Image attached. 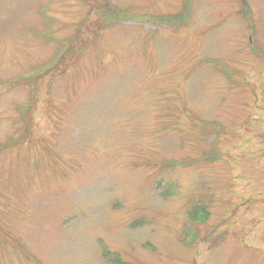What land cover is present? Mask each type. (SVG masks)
<instances>
[{"label":"rangeland","instance_id":"1","mask_svg":"<svg viewBox=\"0 0 264 264\" xmlns=\"http://www.w3.org/2000/svg\"><path fill=\"white\" fill-rule=\"evenodd\" d=\"M254 65L264 0H0V264H264Z\"/></svg>","mask_w":264,"mask_h":264},{"label":"flooded vegetation","instance_id":"2","mask_svg":"<svg viewBox=\"0 0 264 264\" xmlns=\"http://www.w3.org/2000/svg\"><path fill=\"white\" fill-rule=\"evenodd\" d=\"M240 2H243L244 0H239ZM236 3L233 2V4ZM239 7V6H238ZM236 13H238L239 15L242 14V12H240L239 9H236ZM231 76V81L235 82L236 84L241 85L242 87L243 85H246L247 88L250 87L253 91V95L255 97V95L257 94L258 90L260 91V93L262 94L261 97L257 96L256 100V104L258 103V98H264V88L262 87V85L264 84V66H253L252 69H244L242 71H239L237 73H233ZM235 76H237L236 78H234ZM234 78V79H233ZM256 93H255V92ZM260 101V100H259ZM257 105H260L259 103ZM261 108L258 110V118L260 120V124L262 126L260 134L263 136V142H260L259 145V149L260 152L262 153V156L264 158V104L260 105ZM216 140V139H215ZM263 172H264V159H263ZM264 177V176H263Z\"/></svg>","mask_w":264,"mask_h":264},{"label":"trees","instance_id":"3","mask_svg":"<svg viewBox=\"0 0 264 264\" xmlns=\"http://www.w3.org/2000/svg\"><path fill=\"white\" fill-rule=\"evenodd\" d=\"M214 142V141H213ZM210 150H212V149H210ZM201 221L199 220V219H197V223H200Z\"/></svg>","mask_w":264,"mask_h":264}]
</instances>
